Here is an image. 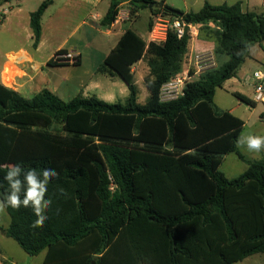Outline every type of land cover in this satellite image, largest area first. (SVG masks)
Returning a JSON list of instances; mask_svg holds the SVG:
<instances>
[{
  "label": "trees",
  "instance_id": "1",
  "mask_svg": "<svg viewBox=\"0 0 264 264\" xmlns=\"http://www.w3.org/2000/svg\"><path fill=\"white\" fill-rule=\"evenodd\" d=\"M108 1L102 27L113 24L123 3L133 22L157 2ZM52 3L45 0L30 14L34 47ZM149 11L184 22L187 16L199 39L227 59L163 102L161 87L183 71L189 30L178 38L168 29L164 41L146 43L128 28L99 69L125 84L123 104L82 95L65 102L48 89L26 98L0 83V197L10 164L58 173L48 185L52 204L42 228L32 227L36 217L23 207L6 209L9 225L0 226L28 256L45 251L43 264H235L264 254V157L246 160L239 153L244 122L214 104L216 90L236 77L253 46L264 43V9L205 3L182 15L166 5ZM53 57L48 66H68ZM145 57L148 97L139 103L133 67ZM230 154L247 169L229 179L217 157Z\"/></svg>",
  "mask_w": 264,
  "mask_h": 264
},
{
  "label": "rangeland",
  "instance_id": "2",
  "mask_svg": "<svg viewBox=\"0 0 264 264\" xmlns=\"http://www.w3.org/2000/svg\"><path fill=\"white\" fill-rule=\"evenodd\" d=\"M103 11V6H100L94 10V13L102 14L104 13ZM164 18L168 19L169 17ZM150 19L154 21V17H151L150 11L144 9L139 12L138 19L133 20V22L136 21L132 24L133 26L128 25L133 30H136L146 42L149 37L148 27ZM83 21H85V25L81 24L78 26ZM69 25L63 33L64 39L69 36L64 50L67 53L80 55V63L74 66L58 67L59 69L54 71L55 80L60 79L62 82L57 96L65 102L70 101L78 95L97 96L103 100L105 99L103 95L109 93L114 96L110 100L111 103H125L128 98V91L125 84L118 77H110L107 74L101 73L99 70L103 65L105 57L115 47L119 37L114 35V32L108 35L105 30L99 29L97 21L93 20L91 16L81 18V15H78L71 17ZM194 43L195 41H190L189 51L184 57V71L188 70L190 74H194L196 70L194 56L196 54L199 56L198 65L201 67L200 72L216 68L222 63L212 53L205 51L206 49H193ZM54 47L52 49H55ZM52 49L47 50L45 55L50 54ZM250 54L251 56L245 60L236 77L227 81L222 89L216 90L214 104L218 110L227 111L241 119L245 123L242 132L264 135V118H260L264 114V103L256 102L254 107H250L241 103L234 96V93H240L254 101V78L252 74L255 71L264 72V46H253L250 49ZM223 58L225 60L227 59L225 56ZM200 72L193 75L189 82L197 80ZM133 75L139 91L138 102L144 103L148 97V91L144 83V79L148 75L147 57L142 59L140 65L133 70ZM94 85L96 86V90L93 88ZM237 148L239 153L247 160L260 159L264 155V152L251 153L246 147L238 146ZM217 158L220 161L219 170L229 179L237 177L247 169V164L238 159L235 154L219 156ZM8 223L9 216L5 211L3 214H0V226L7 225ZM8 244L6 248L9 255L18 264L36 263L43 256L42 253L35 259L34 257L28 256L12 239H8ZM235 264H264V254L252 255Z\"/></svg>",
  "mask_w": 264,
  "mask_h": 264
},
{
  "label": "crops",
  "instance_id": "3",
  "mask_svg": "<svg viewBox=\"0 0 264 264\" xmlns=\"http://www.w3.org/2000/svg\"><path fill=\"white\" fill-rule=\"evenodd\" d=\"M43 1L45 0H21L11 2L0 0V83L26 98H31L43 89H48L56 95L59 92L62 82L60 79L55 80L54 72L59 68L50 67L47 63L57 51L64 50L69 36L64 39L63 33L67 27L70 26L71 17H76L78 15H81V18L91 16L93 20L97 21L99 29L105 30L108 35L114 32V35L117 37H120L126 29L130 28L144 41L143 37L138 34L136 30L131 28L133 26L132 24L136 21L129 22V18L124 22L112 24L109 27H102L100 25V21L109 7L108 0H53V3L46 9L42 16L40 41L38 45L34 47L32 30L30 27V14L36 11ZM158 1L160 0H157V2ZM162 2L164 5L183 14L197 12L205 3L213 6L240 4L243 12L259 13L264 9V0H164ZM100 6H103L104 13H94V10ZM120 9L122 11H129L128 3H123ZM81 24L85 25V21L79 23L78 26ZM128 25H131V27ZM148 36L147 42L144 41L146 43L150 42L149 31ZM255 46L262 47L264 43L260 45L256 44ZM53 47L55 49H52ZM194 48L196 50L206 49L205 51L212 53L215 58L220 59V61H225L223 56H217L214 53V45L212 42L197 38L193 45V49ZM51 49V53L45 55L46 51ZM76 56L79 57L80 63V55ZM249 56H251L250 51ZM141 62L142 61H139L133 67V70L138 67ZM93 88L96 90L95 85ZM122 91L124 90L122 89ZM82 96L89 97L85 95ZM103 97L105 98L103 101L105 100L111 103L110 100L114 96L107 93L104 94ZM262 157H264V155H262ZM8 225L9 223L1 227L6 228ZM8 239L10 238H7L0 232V264H4V262L8 264H18L10 257L6 248V246L9 245ZM41 253L43 256L40 261L32 264H43L45 251ZM41 253L39 255H41ZM39 255L34 256V259L39 257Z\"/></svg>",
  "mask_w": 264,
  "mask_h": 264
},
{
  "label": "clouds",
  "instance_id": "4",
  "mask_svg": "<svg viewBox=\"0 0 264 264\" xmlns=\"http://www.w3.org/2000/svg\"><path fill=\"white\" fill-rule=\"evenodd\" d=\"M237 145L246 147L251 153L264 152V135L242 132L237 138ZM58 173L51 168L38 172L36 169H25L20 163L10 164L3 180L7 182L6 194L0 197V214L6 209L31 208L36 219L33 228H42L48 219L46 212L51 207L52 200L46 199L48 185ZM62 194H66L60 189Z\"/></svg>",
  "mask_w": 264,
  "mask_h": 264
},
{
  "label": "built area",
  "instance_id": "5",
  "mask_svg": "<svg viewBox=\"0 0 264 264\" xmlns=\"http://www.w3.org/2000/svg\"><path fill=\"white\" fill-rule=\"evenodd\" d=\"M129 18V11L119 10L115 21L113 24L121 23ZM186 23L178 19H166L161 14H156L154 16L153 26L150 31V41L155 43H160L165 40L166 33L168 29H172L176 32L178 38L182 37L184 34V27ZM188 30L191 36V41H195L198 37V30L196 26L188 24ZM78 56L72 53H65L61 55L54 56L55 61L61 63H66L68 65H73L76 63ZM195 72L190 74L187 70H183L179 75L172 78L170 81L165 83L160 90V98L163 102L172 101L177 99L179 96L183 95V89L187 82L190 81L193 75L200 72L201 67L199 64V56L196 54L194 56ZM201 73V72H200ZM254 78L253 90H254V102L264 103V72L255 71L252 74Z\"/></svg>",
  "mask_w": 264,
  "mask_h": 264
},
{
  "label": "water",
  "instance_id": "6",
  "mask_svg": "<svg viewBox=\"0 0 264 264\" xmlns=\"http://www.w3.org/2000/svg\"><path fill=\"white\" fill-rule=\"evenodd\" d=\"M164 4L162 1H158V2H155V3H152L148 6V9L151 10V9H161L163 8ZM175 14H178V15H182L180 12H174ZM185 23H186V26L184 27V32H187L188 31V24H189V19L188 17L186 16L185 17Z\"/></svg>",
  "mask_w": 264,
  "mask_h": 264
}]
</instances>
